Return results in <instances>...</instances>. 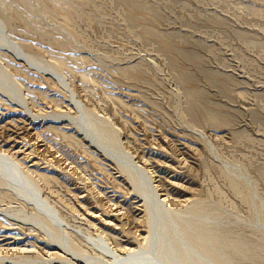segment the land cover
<instances>
[{"label": "rangeland", "instance_id": "obj_1", "mask_svg": "<svg viewBox=\"0 0 264 264\" xmlns=\"http://www.w3.org/2000/svg\"><path fill=\"white\" fill-rule=\"evenodd\" d=\"M0 1H2L0 2V4L3 6L2 7L0 5V11L5 10L6 8V12L5 11L4 12L7 15L8 13L11 12L14 15V17L16 16L14 18V21L13 20L12 21L14 22L13 25H15L14 27L16 28L17 33L13 28L12 32L14 31V33H16L15 34L16 36L14 35V33H11L12 36L13 37L15 36L16 39L19 38V40L20 37H22L21 40L24 42L27 41L28 44L29 43L31 44V39H32V44H34L33 45L34 47L37 46L36 48L38 49H41L43 47L44 50L49 52V53L46 51H44L45 53L42 52L43 48L41 49L42 51L35 49L36 51L40 52L37 53L35 51L37 54L39 55L43 54L44 59L46 60L48 59L51 62H54L55 61L54 59L64 62V64L67 67L64 68V70L67 73V77H69L68 79L71 81L70 83L71 84L73 83L74 85L73 88L75 89L76 87L75 90H77L81 98H83L86 109L88 111L92 110L90 111L91 113L94 111L93 113L95 115L94 114L93 115L96 117V119H98V117L100 116V119L98 120L100 122L99 125L101 124V126L104 125L106 127L108 125L107 128L105 127L103 128L108 129L109 132L110 130L112 131V129L114 130L115 128L123 130V131L121 130L118 131V129L117 130L115 129L114 131L119 132L122 140L123 141L125 140L126 143L125 142L124 143L126 147H128L127 149L130 150V152L136 155V157L139 156L141 157V159L140 157L137 158V161L140 160L138 163L139 164L141 163L143 167H145L147 165L145 163H147V161L151 159L150 162L148 161L149 162L148 165L151 164L152 162L153 163L149 166L147 165L146 166L147 168L146 167L145 168L147 169V171L154 174L157 183L160 184L159 186H162L160 190L161 193L162 194L165 193L164 195L167 198L170 199L173 198L171 199L173 205H175L173 207L176 208L177 206L176 209H180L182 211L178 213L176 212L173 213L172 217L175 220H177L176 218L180 217L178 219L182 218L181 221H183V219L187 221V223H184L187 225L186 227L184 226V228L187 227L188 228L182 230L183 237L185 238L187 237L192 241V237L195 236V238H193V241L195 243L196 242L198 243L201 240V238H198V236L200 237L202 229L204 232L206 230L205 228L210 229L209 227H211V230H208L210 232L207 233V231H205L204 233L205 236H207L209 233L212 234L213 232L212 228L215 229L214 233L212 234V237L214 236L212 238V241H208L209 238H211L210 234L207 236V238L206 237L204 238L203 236L204 240L208 241V242L204 241L207 245L209 242L212 243V244L209 243L210 247L209 246L207 247V245L203 242L205 245L199 251L198 249L200 248L195 249L196 247H199L198 244H197L198 246L197 245L195 246L194 243L195 247H191L193 246L192 245L193 241L191 243V241L189 240L187 241L188 243H186V240L188 239L181 238L182 240L184 239L183 242L187 244L186 246L190 247L189 249L194 250V251L191 250L192 252H190V255L187 253L189 256L188 258L187 255L184 256L185 258H187V261L189 263L191 262V264L193 263L195 264H205V263L206 264H264V11H263L264 0H0ZM8 10L10 12H8ZM260 11L263 12L261 13ZM17 28H19V31L20 30L21 31L19 32ZM23 30L27 31L23 33H28L29 35L32 34L33 38L30 37L28 34H24L23 36V33L21 34ZM40 36L46 37V39L45 38L42 39L40 38ZM33 39L35 40V42L33 41ZM52 39H54L55 41L58 40V42L54 43L55 41ZM37 40H39L38 41L39 45L37 44ZM138 63L140 65V69L142 67L141 71L138 68ZM134 64L137 65V68L132 69L134 70L133 72L131 71L130 68H133ZM123 66L125 69H127L126 72L130 71L129 74H127L126 72L124 74V71L121 72L122 70L120 69V67L123 68ZM125 66L128 67L131 66L129 68V71L128 68H126ZM69 68H71L72 71H68ZM136 70L139 71L140 73L138 72L139 74H137ZM83 74H86V77ZM14 75H15L14 78L16 77L15 78L16 81L19 80L21 81L25 78L23 77L24 75H22L21 73L20 75L19 73H14ZM30 75H33L30 76L31 78H34L33 80H30L33 84L29 83L30 81L27 78H25L26 81L24 80L22 82L24 83V86H26L24 88L25 89L27 88L26 89L27 91L25 90L26 97L29 99V101L33 100L31 102L33 106L32 108L36 114L39 115L45 113L51 114L54 113L53 111L55 110L57 112H65L68 106L70 107V109H72L69 95L68 93L64 92L65 90L63 89V87L60 86L59 83L56 82V84H54L55 80L53 79L43 80V78L38 77L34 73ZM135 76L136 77L139 76V77L136 78ZM83 77H85V80L83 79ZM18 78L20 79L17 80ZM38 78H40L39 82H38ZM47 80L48 82H50L51 84L50 86H52L51 89L49 83H47L48 88L46 87L47 85L45 84L46 83L45 81ZM50 80H53V82ZM40 83L41 84L43 83V85H41ZM38 87L41 90H39ZM52 88L55 92L52 90ZM54 88H57L58 90ZM30 89L33 92L32 94H30L31 93V91H29ZM48 89L50 91H48ZM38 90L42 92L39 93ZM44 90H47L46 91L47 93ZM60 92L62 94L64 93L66 94L63 96L64 99L61 98L62 96L60 95L62 94ZM41 93H43L44 97L46 98L48 97V99L49 98L51 99L47 101V99L45 98L47 101L46 102L44 101V98L42 99L43 95H40V97L38 98L39 94ZM47 95H49L50 97ZM86 95L88 96L86 97ZM35 96L37 99H41L42 101L41 100L38 101L35 98ZM113 96L116 99L119 98V100L121 97V100L123 101L124 105H122V101L120 102L121 104L119 103V101H117L118 103L117 104L115 101L116 99L112 100L115 102L110 101L109 98L111 97L113 98ZM59 97L61 98V100ZM58 100L61 102L59 103ZM52 101L55 102L56 105L53 104ZM62 101L64 102V105ZM34 103H37L38 105L37 108L39 111L37 110L36 106H34L35 105ZM67 103L68 105H65ZM44 104L46 106H44ZM1 106L3 107L5 106L4 110H1L3 109L1 108ZM54 106L57 108H54ZM59 106H61L63 110L65 108V110L60 111ZM6 108L9 109L12 107L6 106L3 102L0 101V120H1L0 137H2L0 138V144H2L0 145V148H2L3 150H6L7 148L11 149L14 144L11 143L10 140L17 136L28 135V137L33 138L32 140L33 143H36L37 145L36 147H39L40 149L39 148H36L37 150L34 149L33 151L36 150L34 152L35 154L33 153L34 157L33 155L31 157H33L35 161L39 162V167L42 166L45 167V168H40V171L50 170L49 172L52 173V175L57 174L59 176L58 182H61V184H57V183L56 184L58 186L60 195L61 192H63L64 194L63 197H61L62 195L59 197L56 196L57 200L54 198V201L55 200L59 201L61 202V204L64 203L62 205L63 206L62 210L63 211L65 210L63 214L68 215L66 216L68 220L72 218L71 223L74 220L77 221V223L75 221L72 223L74 226L79 223V225L77 226L81 225L82 228L87 227L88 231L97 234L96 229L99 230L98 228L99 225L96 226L89 223L92 220L87 218L88 217L90 218L91 215L93 214V213L92 214L89 213L93 212L94 210L101 212L103 208L102 212L105 211L107 214L106 216L111 215V218L108 219L109 220L113 219L116 225L119 226L118 228L117 226L114 227L111 225V229H113V231H110V233L112 232L113 234L112 233L111 234L114 237L116 236L120 238L125 236L123 230L128 232L131 230L130 231L131 234L133 231L132 234L133 236L130 234L132 237H139L142 239V237L140 236L142 235L147 236L146 235L147 231L146 230L143 231L142 230L143 228L141 229V227L145 225L144 228L146 229V227L149 226L147 222L148 220L145 221L146 224L144 223V221L143 224L141 223L142 220H139L140 218H142L141 215L143 216L144 214L143 210L145 208V207L143 208L142 206L143 198L141 194L138 195L139 191L137 193L136 189H133L131 185L129 186L130 183L128 182V180H126L125 175H123L122 172L119 171L121 174L119 172L117 173L119 169L118 166L117 169L115 164L111 165V162L109 160L103 159V156L101 155L99 156L98 153L94 152L93 155L96 154L95 156L96 157L99 156L100 157L99 159H96L95 156L94 158L92 155L88 154L91 153V151L89 152L87 150L88 148L85 149L87 144L86 145L84 144L85 140L84 141L80 140V137H82L80 136L81 133L76 132L77 130L74 128V126L71 127L69 123L56 124L57 127L60 125L59 126L60 130L61 129L63 131L66 130L65 134L67 135L68 134L70 135V133L72 134V132L73 133L76 132L77 134L76 137L79 136L78 140H80L83 144L82 145L79 142L80 146H82L81 149L85 145L83 150L87 151L84 152L86 153V155H84L83 152L80 151L79 148L80 146L79 145L77 146L78 143L73 144L69 140L66 141V139L65 140L62 138L60 139V137L63 134L62 133L63 131H60L59 129H58V133H54L57 130L53 132L52 129H51L52 131L48 129L47 131L45 130L46 129L45 127H47L46 125L47 123H43L40 121L39 122L33 121L32 119H30L29 116L25 115L24 113H22L21 115V111L17 108H12L9 110ZM39 108H41L42 111H40ZM70 109L68 108V110L66 111H71ZM10 110L15 111L14 112L15 115ZM105 113L107 115H104ZM101 116H103V118ZM106 116L109 117L111 120H109V118H107ZM20 117L22 120L20 119ZM103 119L104 121H107L105 122L106 124L104 123ZM23 120L26 121L24 122ZM108 121L109 122L113 121V123H109ZM123 121H126V123H124ZM13 123L18 124L19 127L18 125L16 126V124ZM10 124L15 126H11ZM7 126L9 128H12V130L9 129ZM20 126H22L21 127L22 129H19ZM25 126L27 129L25 128ZM37 129L39 132H37ZM3 130H4V134L2 133ZM26 130L27 133L25 134ZM20 131H22V133ZM29 131H32V133ZM45 131H47V133L48 132L50 133L47 134ZM195 132L198 135L195 134ZM199 132L200 133L204 132L203 134L206 136V138H208L209 142L212 139L211 142L214 144L212 143L211 144L214 145V150L209 147L208 144L209 142L207 140L202 139L203 137L200 136L201 134ZM13 133H16L17 135ZM34 133L36 134L38 133L37 135L39 134L41 135L37 136ZM59 133H61L60 136H58ZM51 134L52 135L54 134V136H52ZM9 136L11 138H8ZM36 136L40 138L39 139L40 141L36 139ZM42 136L43 137L47 136V139H45V137L44 139H42L43 138ZM198 136H200L201 138ZM55 138L58 139L55 140ZM197 138L202 139L203 143L207 141L205 142L206 144H204L203 146L202 140H200L201 141L200 142ZM19 140L20 142H22V144L19 143V145L16 146L14 150L17 151L21 149L22 151H25V153H20L19 157L21 158L22 156L21 159H23L24 157L23 155H25L24 157L25 164L30 165L31 162L26 161L27 160L26 154L29 153V150L30 152L33 151H31V147L29 148L28 145H25L23 143L24 141L23 138H19ZM44 140H47L46 143ZM61 140H64L63 142L65 143L63 144ZM8 141H10V143H8ZM51 141L54 142L51 143ZM42 142L45 144H43ZM48 142L49 144H52L51 147H49L50 145H47ZM127 142H130V144ZM67 143H69L68 145L73 144L72 145L73 147L74 145H76L77 149H75V147L73 149V147L68 146ZM21 145L23 148L21 147ZM53 145L54 147H52ZM207 145L208 148H210L211 150L207 148ZM61 146L63 147V149ZM48 147L50 148V150ZM46 148L47 151L49 150L48 152L46 151ZM52 148L53 149L55 148L57 151L54 149L53 150L54 152L52 153ZM136 148H138V150ZM55 151H56V155L54 154ZM59 151H62V154L59 153ZM136 151L138 152V154ZM215 152H217L218 154ZM36 154L38 155L36 156ZM63 154L65 155L60 156ZM142 154H145L144 155L145 157ZM210 154L213 155V158L212 155ZM46 155L48 156V158H46L47 157ZM66 156L67 158H63ZM90 156L91 158H89ZM142 156L143 158H147L146 161L142 158ZM215 156L217 157V160ZM92 157L93 159H96V161L97 160L99 161L101 160V161L96 162L95 160L92 159ZM40 158L42 162L45 159L44 162L46 161L45 162L46 165L45 163H43L44 165L41 163ZM61 158L63 159V162L66 163L65 166L64 163L61 161L62 160ZM48 159L49 160L55 159V160L51 162V160L49 161ZM65 159H67L69 162L67 160L65 161ZM59 160L61 163L59 162ZM71 160H73V163H79L77 164L79 165L78 168L82 170L79 171L76 168L77 167L76 164H73ZM90 160L96 162L97 165L100 163L101 167L102 168L105 167L106 169H108L107 171L110 170L109 171L110 173L111 171L116 173H112L109 177L108 174H106L109 172L104 171L105 168L102 169L104 171V173H102L103 171L100 170L101 168L100 169L96 168L100 166H96V163L94 164V162L92 163V161ZM106 160L107 162H103ZM209 160L212 163H214L213 164L214 166H212L214 171H211L212 170L211 169L210 170L211 173H209L210 171L207 168H205V165H207L208 168L211 166ZM212 160L215 162H213ZM218 160L220 162L222 161L223 162L220 163ZM89 161L91 162V164ZM204 161L208 163L206 162L204 163ZM48 162L51 163L52 165L49 166V164H47ZM178 162H180V164ZM53 163L55 165H53ZM107 163L109 166L107 165ZM143 163L145 164V166ZM59 164L60 165L62 164L61 166L64 167L63 168L59 167L60 166ZM68 164H72V165L68 166ZM153 165L154 167H152ZM215 165L216 166L219 165L220 166L219 168L222 167L221 168L222 170L221 169L219 170V168L217 169ZM81 166L82 167L84 166L83 168L87 173L83 170ZM50 167H52L53 169ZM74 170H77L79 172ZM215 170L216 172L217 170L219 171L217 172L218 174L215 173ZM223 171H225V174H223ZM66 172H68L69 174ZM154 172H156V174ZM226 172L228 173L227 174L228 176L231 175L230 178H233V180L229 179L231 180L230 182L233 181L232 184L227 179L228 176H226ZM60 173L62 175H60ZM64 174L66 176H63ZM84 174L85 176L88 175V177L87 178L85 177V179L82 180L84 183L83 184L82 181L80 180L84 178L82 177ZM111 176L114 177V179ZM115 176L118 177H116L115 179ZM121 176L123 177V179L121 178L123 181L119 178ZM167 176L171 179H169ZM236 176H239L237 177L238 179L236 178ZM77 178H79V180ZM157 178L158 179L160 178L162 181L163 179L167 178L166 179L167 182L163 181L166 184L160 181L162 183L161 184L159 182L160 179L158 180ZM234 178L237 181L240 180L242 184L240 183L237 184L238 182L234 181L235 180ZM112 179L113 181H111ZM65 180L67 181V183ZM74 180H76L77 183ZM88 180H90L91 183L90 181L87 182ZM114 180L115 181L117 180V182H115ZM79 181L81 184L78 183ZM175 181L179 184H177ZM111 183L112 184L114 183L113 186ZM92 184H94L96 188H94ZM118 184L120 185L122 184L123 186L122 188L124 190L122 189L121 191V186H119ZM115 185L118 186L120 190L118 189V187L116 189L114 187ZM167 185L168 187H166ZM237 185L239 186L238 188L236 187L237 189L233 187ZM67 187L70 189L68 190ZM79 187L80 190L77 191ZM173 187H176L178 189ZM61 189L62 191H60ZM84 189L85 191L87 190L86 192L88 195L83 194ZM70 190L72 191L69 194ZM90 190H92L93 193H91ZM117 191L119 192V194L117 193ZM125 191H127L128 193ZM166 191H169V194ZM172 191L173 192L175 191V193L172 194L173 193ZM65 192L67 194H65ZM72 192L77 196L73 195ZM120 193L122 194V197ZM65 195L68 197L69 201H72L74 199L72 203L69 201H67L66 203ZM89 196L90 199L88 198ZM92 196H94L95 198H91ZM105 196L108 198V200L105 198ZM127 196L131 198H128L127 200L125 198ZM76 197H78L77 199H79L80 202L79 200L76 199ZM62 198L65 200V202H62L63 200ZM136 198L137 200H135ZM98 199H101L102 202L99 203ZM109 199L112 200L110 201ZM85 200H87V202ZM95 201L98 202L100 205L98 203H95ZM119 201H121V203ZM129 201L131 203H129ZM82 202H84L85 205ZM108 202L111 204V206H109L110 204H108ZM117 202L118 204H116ZM174 202L175 203L178 202L180 206L177 205V203L174 204ZM1 203H2L1 205L3 206L6 205V202H4V204L3 202ZM101 203L103 205L104 204L107 205L102 206ZM113 203L116 205L114 206ZM72 204H74L75 206L82 204L80 205L82 208H80V206H78L79 208L74 207V212H73ZM96 204L98 207L96 206ZM134 204L135 207L137 208L134 207ZM64 205L66 208H64ZM118 205L120 211L118 209ZM182 205L184 207L189 206L190 209L192 208V210H190L188 207L187 209H189L190 211L189 210L187 211L189 213L185 211L184 214L183 212L184 210L181 209L183 207ZM84 206L86 208H84ZM99 206L101 210L99 209ZM131 207L134 209H132ZM67 208H69L70 210L69 209L67 210ZM128 208L129 210L131 209V211L133 210L132 212L130 211L131 214L130 212H127ZM76 209L77 211L79 210L81 212L78 211L76 213ZM84 209H86V211ZM67 211L70 212L68 213ZM109 211L111 212V214H109L110 213ZM192 211L193 214H190ZM114 213H118L115 214L117 221L115 220L116 218H114L113 215ZM137 213L139 214V216ZM146 213L148 214V212ZM80 214L81 216H79ZM175 214H177V216H175ZM128 215L129 217L131 216V218H129ZM132 215L134 216L137 215L136 216L137 220L133 221V219L135 218ZM191 215L194 217V220ZM76 217L77 219H74ZM84 217L86 219H84ZM188 217L190 221L193 222L190 221L188 222L187 220ZM123 218H125L126 220ZM0 219L1 221L3 220L2 222L0 221L1 222L0 242L2 243V245L0 243V251L2 252L0 253V256L2 254V257L7 256L5 258H10V259L14 257V259L12 260H15L18 255L23 257L22 254L29 252L30 251L29 249H31L29 253L24 254L26 257L24 256V258L20 259L21 261L19 263H16V264H27L26 259H28V257L29 258L34 257L33 252L34 254H37L36 257L38 256V254L39 256L40 254L41 256H43L45 253L50 255L56 252L53 248H50L48 246L50 244H47L46 240L40 238L41 236L39 235L37 236V233L35 231L34 233L33 232L31 233L29 231H22V233H20L21 229L18 228V226H16L15 224H13L12 221L11 223L10 220L6 218L4 220L3 216L0 217ZM204 219H206L207 221H204ZM7 220L9 223L6 222ZM86 220H88V222ZM118 220L120 221V223L121 221L122 223L128 222L127 224H125V226L123 225L121 227V228L125 227L121 231L123 234L119 230L120 225H122V223L120 224ZM129 220H131V223ZM194 221L196 224H193ZM198 221H200V223ZM3 222L5 223L3 224ZM205 222H208L209 225L207 226L209 227L205 226V224H207ZM83 223H85L86 225ZM95 223L99 224V222H95ZM117 223H119L120 225ZM138 223H140L139 224L140 227L139 226L137 227ZM5 224L6 225L10 224V225L9 227H7L8 225L6 226ZM133 224L134 225L137 224V225L134 226ZM200 224H202L205 228H203V226H201ZM1 225H3L4 227H1ZM132 225L135 228H133ZM194 225L198 227L200 225L202 229L196 228V226L195 228H193ZM10 226H12L14 230H12ZM136 227L137 229L139 228V231L135 230ZM117 229L119 231H117ZM147 229H149V227ZM193 229H199L197 231L198 232L200 231V234L199 235L194 234L193 232H195L196 230ZM15 231L21 235H18ZM186 231L189 232L187 233ZM27 232L29 233L27 234ZM136 232L141 233V235ZM185 232H186V236L184 234ZM135 233L136 235H134ZM192 233L193 236L191 235ZM9 234L10 236H7ZM29 234L30 235L32 234L33 236H30ZM24 235L27 236L29 235L30 238ZM130 235L128 239L132 240L133 238ZM14 236L15 237L17 236L18 238L16 237L14 239ZM188 236L191 238H189ZM31 237L36 241L34 240L32 241ZM36 238L39 239L38 241L40 243L37 242ZM20 239L22 240L23 243L21 242ZM218 240L223 242V243L220 242L221 246L223 247L222 250L220 249L221 247H220V243L218 244L219 242ZM15 241L17 242V245ZM26 241H28V243H30L31 245L28 244ZM12 242L15 243L11 244ZM44 242L46 243V245H43L45 244ZM128 242L129 244H132V242L130 241ZM189 242L191 246L188 245ZM3 243H5L6 245ZM20 245L22 247L17 248L20 247ZM128 246L131 247V245ZM205 246L208 248V251H210L209 250L210 248L211 249L215 248L216 249V250L214 249L215 251L214 250L210 251L212 253L214 251V254L203 249L206 248ZM32 247H35L37 249L40 248L39 251L42 249V253L38 252L37 249H34ZM4 248L6 253H7L6 251L7 249L9 250V252L12 250L10 253L8 252L10 256L7 255L8 253L6 254L3 251ZM15 248H17V250ZM22 248L24 251H26L27 248L29 249L26 252H22V254H19L18 252L21 249L20 250L21 253ZM219 249L222 251V253L217 254V251ZM197 251L198 253H200V251L201 253L207 251V253H205L204 255L203 254L201 255V253L196 254ZM14 252L16 253L14 254ZM3 253H5V255ZM208 253H210L209 255H211V258L209 257V255L207 256ZM27 254L28 255L30 254V256H28ZM47 254H45L43 257L38 256L37 258L39 262L37 261L35 263H29V264H38L40 262H43L41 258H45ZM197 255L200 258L196 257ZM205 255H206V259H205ZM217 255L218 257L223 258L224 261L221 262L222 260L221 258H220L221 260L219 258L218 260L214 259L217 257ZM193 257L194 259L197 258V260L196 259L193 260ZM201 259L203 260V262L201 261ZM209 259L211 261H209ZM206 260L208 261V263ZM3 264H9V262ZM42 264H61V263L43 262Z\"/></svg>", "mask_w": 264, "mask_h": 264}, {"label": "bare ground", "instance_id": "obj_2", "mask_svg": "<svg viewBox=\"0 0 264 264\" xmlns=\"http://www.w3.org/2000/svg\"><path fill=\"white\" fill-rule=\"evenodd\" d=\"M0 2H2V1H0ZM260 2V1H259ZM264 2V1H263ZM264 4V3H263ZM1 5V4H0ZM2 6V5H1ZM3 7V6H2ZM5 8V7H4ZM1 10H2V8H1ZM256 10H258V9H256ZM3 11V12H2ZM2 11H0V101L1 102H3L6 106H9V107H12V108H17V109H19L20 111H21V115H22V113H24L25 115H27V116H29L30 117V119H32L33 121H40V122H43V123H47L46 125H47V127H45L44 129L45 130H50V131H52L53 130V132L55 131V130H57V131H55L54 133H58V129L60 128L59 126L57 127V125L56 124H61V123H69L70 124V126L72 127V126H74V128L77 130L76 132H79V133H81V135L80 136H82L83 137V139H82V137H80V140H82V141H84V144L86 145L87 144V146H86V148L85 149H87L89 152L91 151V153H88V154H90V155H92L93 157L96 155H93L94 154V152L95 153H98L99 154V156L101 155V156H103V159H107V160H109L110 162H111V165H113V164H115V166H116V168L118 169V167H119V169H118V171H117V173L120 171V172H122V174L123 175H125V178H126V180H128V182L130 183H128L129 184V186L131 185L132 186V188L133 189H136L137 190V193H138V191H139V193H138V195H140L141 194V196H142V198H143V202H142V206H143V208H144V210H143V212H144V214H143V216L141 215V217L142 218H138L139 220H142V222L141 223H143V221H144V223H145V221H147L148 222V227H149V229H147L148 227H146V229L144 228L145 227V225H143L142 227H141V229L144 231V230H146L147 231V236H144V235H142V236H140V237H142V239L141 238H139V237H132L133 235V231H132V234L130 233V231L128 232V231H125V230H123V232H124V234H125V236H123V237H114L111 233H110V231H113V229H111V225L112 226H114V227H116L117 225H116V223H115V221L113 220V219H108V218H111V215L109 216H106L107 214H106V212L105 211H103L102 212V210H103V208H102V210L100 209V206H99V209L101 210V212L99 211H93V210H91V211H93V212H91V213H89V214H92L93 215V217H92V215H91V217L89 218H87V219H91L90 221L91 222H89V223H91V224H93V225H96V226H98L99 225V230L98 229H96V232H97V234H94L93 232H90V231H88L87 230V227H84V228H86V229H84V228H82L81 227V225L80 226H77V225H79V223L78 224H76L77 223V221H75L76 223V225L74 226L72 223L74 222H72L71 223V216H70V220H68L67 219V217L66 216H68V215H65V214H63V212H65V210L63 211L62 209H63V204L64 203H62L61 204V202H59V201H56L57 199V197L56 196H61V197H63V192H61V195H60V192H59V189H58V186H57V184H61V182H58L59 180H58V178H59V176L57 175V174H54V175H52V173H50L49 171H47V170H43V171H40V168H45V167H39V162L38 161H35L34 160V152L37 150L36 148H39V147H36L37 145H36V143H33V138H30V137H28V135L26 136V135H22V136H17V137H14V138H12L10 141H11V143H13L12 145V148L11 149H6V150H3L2 148H0V217H4V220H5V218L6 219H8V220H10V222L12 221L13 222V224H15L16 226H18V228H20L21 229V232L20 233H22V231H29V232H33L34 233V231L37 233V236L39 235V236H41L40 238H43L44 240H46V243L47 244H50V245H48L50 248H53L56 252L55 253H52V254H47V253H45V254H47L46 256H45V258H41L42 260H43V262H50V263H53V262H59V263H61V264H191V262L189 263L188 261H187V258L189 257L188 256V254L190 255V252H192L191 250H193V249H189L190 247H187L186 245V243H188L187 241H191V239H188L187 237L185 238V237H183V231L182 230H185V229H187V228H184V226L186 227L187 225L186 224H184V223H187V221L186 220H184L183 219V221H181V219H178V218H180V217H178V218H176L177 220H175L173 217H172V214L173 213H178V212H182L180 209H176L177 208V206H176V208L175 207H173V206H175V205H173V202H172V200L171 199H173V198H167V197H165V193L164 194H162L161 193V187L162 186H159L160 184H158L157 183V180H156V178H155V176H154V174L153 173H150L149 171H147V165H148V163L150 162V160H148L147 161V163H145V164H147L146 166H145V164H144V166L146 167H143L142 166V164L140 165L138 162L140 161H137V158H139V157H136V155H134L132 152H130V150L129 149H127L128 147H126V145H125V140L123 141L122 140V138H121V136H120V134H119V132L118 131H120L121 129H118V131H114L113 129H112V131L110 130V132L108 131V129H105V128H107L108 127V125H107V127L106 126H101V124L99 125V119H100V116L98 117V119H96V117L94 116L95 114L92 112H90V111H92V110H90V111H88L87 109H86V107H85V102H84V100H83V98H81V96L79 95V93L77 92V90H75L76 89V87H75V89L73 88V83L71 84L70 82V80L68 79L69 77H67V73H66V71L64 70V68H67L66 67V65L64 64V62H62V61H59V60H57V59H54V60H52V61H54V62H51L50 60H46V59H44V55L42 54V55H39V54H37L39 51H36L35 49H38V48H36V47H34L33 45L34 44H32V39H31V44L29 43L28 44V42L26 43V42H24V41H22L21 39H22V37H20L19 35V37H20V40H19V38H15V34L17 33L16 32V28L14 27L15 25H13V21H14V18L16 17H14V15L8 10V12H10V13H8V15L5 13L6 12V8H5V10H2ZM5 11V12H4ZM264 11V10H263ZM263 11H260L261 13L263 12ZM10 14V15H9ZM13 17V18H12ZM19 19V18H18ZM17 19V20H18ZM13 20V21H12ZM16 20V19H15ZM17 26V25H16ZM13 28L15 29V32L16 33H14V31L12 32V30H13ZM18 29V31H19V28H17ZM21 31V30H20ZM19 31V32H20ZM18 32V33H19ZM23 32H27V31H22L21 32V34L23 33ZM11 33H14V37L12 36V34ZM20 34V35H21ZM24 34H28V33H23V36H24ZM29 35V34H28ZM25 36H27V35H25ZM30 37H32L33 38V36H32V34L31 35H29ZM28 36V37H29ZM38 37V36H37ZM35 38H36V36H35ZM40 38H45L46 39V37H41L40 36ZM41 39V40H42ZM44 39V40H45ZM24 40V39H23ZM27 40V39H26ZM29 40V39H28ZM43 40V41H44ZM52 40H54V39H52ZM52 40H50V41H52ZM33 41L35 42V40L33 39ZM38 41L39 40H37V44L39 45V43H38ZM55 41V40H54ZM53 41V42H54ZM58 42V40L57 41H55L54 43H57ZM40 43H42V42H40ZM59 43H61V42H59ZM42 45V44H41ZM39 47V46H38ZM40 47H42V46H40ZM43 48V47H42ZM41 48V49H42ZM41 49H38V50H41ZM43 50V51H42ZM41 51L42 52H44V51H46V50H44V48L42 49ZM37 53H36V52ZM46 52H48V51H46ZM40 53V52H39ZM45 53V52H44ZM49 53V52H48ZM57 60V61H56ZM137 64V63H136ZM136 64H134V66H133V68H130V67H128V66H125L126 68H128V71H129V68L131 69V71H133L134 72V70H132V69H136L137 68V65ZM13 65V66H12ZM135 65H136V67H135ZM138 68L140 69V65H139V63H138ZM120 69L122 70L121 72H123L124 71V74H125V72H126V70L127 69H125L124 68V66H123V68H121L120 67ZM123 69H125V70H123ZM141 69H142V67H141ZM141 69H140V71H141ZM67 70V69H66ZM74 70V69H73ZM68 71H72V69L71 68H69V70ZM137 71V70H136ZM75 72V71H74ZM130 72V71H129ZM129 72H126L127 74H129ZM139 71H137V74H139L138 73ZM14 73H19V75H20V73L22 74V75H24L23 77H25V78H27V79H29V81L30 80H33L34 78H31L30 76H33V75H30V74H35V75H37L38 77H40V78H43V80L45 79H53V80H55L54 81V84H56V82L57 83H59L60 84V86L61 87H63V89L65 90L64 92L65 93H68V95H69V98H70V103H71V105H72V109H70V107L68 106V108L71 110V111H66V110H68V108L65 110V108H64V110H65V112H57L56 110V112L55 111H53L54 113H51V114H36L35 112H34V110H33V106H32V99H30V100H32V101H29V99L26 97V94H25V92L27 91L24 87H26V86H24V83L22 82V81H24L25 80V78L23 79V80H19L20 78H18L17 80H19V81H16L15 80V78H14ZM76 73V72H75ZM74 73V74H75ZM123 74V75H124ZM132 74V73H131ZM130 74V75H131ZM21 75V76H22ZM83 75H85V77H86V74H83ZM136 75V74H135ZM69 76V75H68ZM78 76V75H77ZM82 76V75H81ZM128 76V75H127ZM140 76V75H139ZM139 76H137V77H139ZM35 77V76H34ZM85 77H83V79L85 80ZM130 77V76H129ZM136 77V76H135ZM136 77V78H137ZM40 78H38V82L40 81ZM82 79V78H81ZM82 79V80H83ZM53 80H50V81H52L53 82ZM26 81V80H25ZM33 82H35V81H33ZM37 82V83H38ZM42 82V81H41ZM46 82V83H45ZM45 82H43V83H45L47 86V88H48V84L47 83H49V86L51 85L50 84V82H48V80L47 81H45ZM29 83H31V84H33L31 81L29 82ZM43 83L41 84V85H43ZM39 84V83H38ZM44 84V85H45ZM54 84H52V85H54ZM59 84H58V86H59ZM28 86V85H27ZM39 86V85H38ZM40 87V86H39ZM38 87V88H39ZM51 87L52 86H50V89H51ZM56 87V86H55ZM41 88V87H40ZM39 88V90H41ZM46 88V89H47ZM54 89H57V88H54ZM26 90V91H25ZM35 90V89H34ZM38 90V91H39ZM52 90H53V88H52ZM58 90V89H57ZM29 91H31V89L29 90ZM28 91V92H29ZM37 91V90H36ZM45 92L47 91V90H44ZM48 91H50L49 89H48ZM54 91V90H53ZM40 92H42V91H39V93ZM55 92V91H54ZM56 92H58V91H56ZM62 92V91H61ZM60 92V93H61ZM63 92V93H64ZM33 92L31 91V93L30 94H32ZM47 93V92H46ZM59 93V94H60ZM62 94V95H60V96H62L61 98L62 99H64L63 98V96L64 95H66V94ZM36 94V93H35ZM45 94V93H44ZM55 94V93H54ZM29 95V94H28ZM40 95H43V93H41V94H39V96H38V98L40 97ZM50 95V94H49ZM49 95H47V96H49ZM34 96V95H33ZM46 96V95H45ZM54 96V95H53ZM88 95H86V97H87ZM42 97V96H41ZM50 97V96H49ZM55 97V96H54ZM58 97V96H57ZM66 97V96H65ZM68 97V96H67ZM108 97V96H107ZM4 98V99H3ZM35 98H36V96H35ZM44 98V101H46V99H47V101L49 100V99H51V98H49L48 99V97L46 98V97H44V95H43V97H42V99ZM46 98V99H45ZM60 98V97H59ZM61 98H60V100H61ZM114 98V99H113ZM113 98L111 97V98H109L110 99V101H112V100H115L116 98L113 96ZM33 99H34V97H33ZM37 99V98H36ZM66 99V98H65ZM108 99V98H107ZM38 101L39 100H41V99H37ZM54 100H56V99H54ZM34 101H36V100H34ZM42 101V100H41ZM46 101V102H47ZM59 101V100H58ZM63 101H65V100H63ZM62 101V102H63ZM116 101V103H117V101H119V103L122 101L121 100V97H120V100H119V98L118 99H116L115 100ZM115 101H112V102H115ZM53 102V101H52ZM51 102V103H52ZM61 101H59V103H60ZM38 103V102H37ZM37 103H34L33 105L34 106H36V108H37ZM44 103V102H43ZM50 103V104H51ZM59 103H58V105H59ZM69 103V104H70ZM116 103H114V104H116ZM125 103V102H124ZM41 104V103H40ZM39 104V105H40ZM47 104V103H46ZM53 104H55L56 105V103L55 102H53ZM118 104V103H117ZM121 104V103H120ZM43 105V104H42ZM41 105V106H42ZM63 105H64V102H63ZM65 105H68V103L67 104H65ZM70 105V106H71ZM122 105H124L123 104V101H122ZM44 106H46L45 104H44ZM48 106V105H47ZM126 106V105H125ZM128 106V105H127ZM5 107V106H4ZM4 107L3 106H1V108H3V109H1V110H4ZM53 107V106H52ZM60 107V111L62 110V111H64L63 110V108L61 107V106H59ZM108 107V106H107ZM12 108H9V109H12ZM35 108V109H36ZM42 108V107H41ZM41 108H39L40 109V111H42L41 110ZM48 108V107H47ZM54 108H57V107H55L54 106ZM6 109H8V108H6ZM8 109V110H9ZM14 110H16V109H14ZM37 110H38V108H37ZM44 110H46V109H44ZM44 110H43V112H44ZM49 110V109H48ZM7 111V110H6ZM11 111V110H10ZM39 111V110H38ZM2 112V111H1ZM5 112V111H4ZM8 112V111H7ZM11 112H15V111H11ZM51 112V111H50ZM49 112V113H50ZM3 113V112H2ZM10 113V112H9ZM107 113V112H106ZM104 114V115H107V114ZM7 114V113H6ZM20 114V113H19ZM19 114H18V116H19ZM24 114H23V116H24ZM94 114V115H93ZM97 114V113H96ZM14 115H15V113H14ZM16 115H17V113H16ZM99 115V114H98ZM3 116H4V114H3ZM3 116H1V117H3ZM8 116V115H7ZM97 116V115H96ZM109 116V115H108ZM5 117H6V115H5ZM4 117V118H5ZM15 117V116H14ZM102 118H103V116H101ZM107 117V116H106ZM105 117V118H106ZM13 118V117H12ZM25 118H27V117H25ZM107 118H109V117H107ZM120 118H121V116H120ZM20 119H21V117H20ZM3 120H5V119H3ZM14 120V119H13ZM13 120H12V122H13ZM22 120V119H21ZM28 120H29V118H28ZM108 120V119H107ZM109 120H111L110 118H109ZM1 121V120H0ZM15 121H17V120H15ZM24 121V120H23ZM26 121V120H25ZM24 121V122H25ZM103 121H104V119H103ZM3 122V121H2ZM7 122V121H6ZM11 122V121H10ZM19 122V121H18ZM24 122H23V124H24ZM105 122H107V121H104V123ZM109 122V121H108ZM124 123H126V121H123ZM4 123V122H3ZM9 123V122H8ZM32 123V122H31ZM109 123H113V121L111 122H109ZM13 124H16V123H13ZM20 124V123H19ZM27 124V123H26ZM30 124V123H29ZM33 124V123H32ZM41 124V123H40ZM48 124H50V125H48ZM63 124V125H64ZM103 124V123H102ZM106 124V123H105ZM108 124V123H107ZM11 125V124H10ZM18 124H16V126H17ZM38 125H39V123H38ZM42 125V124H41ZM67 125V124H66ZM11 126H15V125H11ZM62 126V125H61ZM217 126V125H216ZM2 127H3V125H2ZM5 127V126H4ZM8 127V126H7ZM18 127H19V125H18ZM22 126H20V128L19 129H22L21 128ZM29 127H30V125H29ZM32 127V126H31ZM39 127V126H38ZM57 127V128H56ZM66 127V126H65ZM70 127V128H71ZM103 127H105V128H103ZM219 127V126H218ZM1 128V127H0ZM9 128V127H8ZM17 128V127H16ZM15 128V129H16ZM25 128H26V126H25ZM41 128V127H40ZM43 128V127H42ZM63 128H64V126H63ZM69 128V127H68ZM220 128V127H219ZM5 129H7V128H5ZM9 129H11L12 130V128H9ZM9 129H7V130H9ZM27 129V128H26ZM52 129V130H51ZM65 129H67V128H65ZM64 129V130H65ZM116 129V130H117ZM1 130V129H0ZM14 130V129H13ZM34 130V129H33ZM47 130V131H48ZM60 130V129H59ZM72 130H73V128H72ZM15 131V130H14ZM19 131V130H18ZM44 131V130H43ZM47 131H45L46 133H47ZM60 131H63L62 129L60 130ZM121 131H123V130H121ZM204 131V130H203ZM8 132V131H7ZM7 132H5V133H7ZM21 133H22V131H20ZM29 132H31L32 133V131H29ZM37 132H39L38 131V129H37ZM40 132H42V131H40ZM76 132H72V134L70 133V135L68 134H65L66 133V130L65 131H63L62 133V136L60 137V139L62 138V139H66V141H70L71 143H78L77 144V146L79 145L80 146V143L82 144V142L80 141V140H78L79 138V136H77L76 137ZM200 132H202V131H200ZM199 132V133H200ZM2 133L4 134V130L2 131ZM9 133V132H8ZM12 133V132H11ZM18 133V132H17ZM27 133V130H26V132H25V134ZM48 133H50V132H48ZM47 133V134H48ZM121 133V132H120ZM204 133V132H203ZM203 133H200L201 135V137H203L202 139H205V140H207L208 141V138H206V136L203 134ZM205 133H206V131H205ZM13 134H16V133H13ZM34 134H36V133H34ZM38 134V133H37ZM36 134V135H37ZM60 134L61 133H59V135L58 134H55V135H58V136H60ZM194 134V133H193ZM195 134H197L196 132H195ZM194 134V135H195ZM209 134V133H208ZM211 134V133H210ZM7 135V134H6ZM17 135V134H16ZM21 135V134H20ZM32 135V134H31ZM39 135H41V134H39ZM39 135H37V136H39ZM44 135V134H43ZM52 135V134H51ZM198 135V134H197ZM207 135V134H206ZM11 136V135H10ZM8 137V138H11V137ZM30 136V135H29ZM33 136V135H32ZM36 136V139H40V138H38ZM52 136H54V134L52 135ZM200 136H198V137H200ZM43 137V136H42ZM41 137V138H42ZM45 137V136H44ZM44 137L42 138V139H44ZM56 137V136H55ZM64 137V138H63ZM200 137V138H201ZM0 138H2V137H0ZM19 138H23V143L25 144V145H28V147L30 148L31 147V151H33L34 149H36L35 151H33V152H30V150H29V153H27L26 154V157H27V160L26 161H29V162H31V164L30 165H28V164H25V161H24V157H25V155H23L24 157H23V159H21L22 158V156H21V158L19 157V154L20 153H25V151H22L21 149H19V148H16V149H19V150H17V151H15L14 149H15V147L16 146H18L19 145V143H21L22 144V142H20V140H19ZM30 138V139H29ZM35 138V137H34ZM5 139V138H4ZM45 139H47V136L45 137ZM58 138H55V140H57ZM124 139V138H123ZM137 139H139V138H137ZM199 141L200 140H202V139H199V138H197ZM209 139H210V137H209ZM2 140V139H1ZM6 140V139H5ZM50 140V139H49ZM48 140V141H49ZM64 140H61V142H63ZM86 140H88V141H86ZM127 140V139H126ZM204 140V141H205ZM10 141H8V143H10ZM32 141V142H31ZM40 141V140H39ZM43 141V140H42ZM45 141V143H46V141L47 140H44ZM128 141V140H127ZM138 141V140H137ZM207 141H205V142H207ZM211 141H212V139H211ZM209 142L208 144H209V147L210 148H212L213 150H214V145H212V144H214V143H212V142ZM6 142V141H5ZM35 142H36V140H35ZM38 142V141H37ZM50 142V141H49ZM49 142H48V144L47 145H50L49 147H51V145L52 144H49ZM52 142H54V141H51V143ZM69 142V143H70ZM80 142V143H79ZM125 142V143H124ZM139 142V141H138ZM201 142V141H200ZM203 143V140H202V143H203V146H204V144H206V143ZM214 142V141H213ZM4 143V142H3ZM40 143V142H39ZM43 143V142H42ZM45 143H43V144H45ZM65 142H63V144H64ZM69 143H67V145L69 144ZM127 143H129L130 144V142H127ZM212 143V144H211ZM60 144V143H59ZM73 144H70V145H68V146H71V147H73L72 145ZM0 145H2V144H0ZM46 145V146H47ZM66 145V146H67ZM83 145V144H82ZM85 145H84V147H85ZM128 145V144H127ZM58 146V145H57ZM56 146V147H57ZM130 146V145H129ZM9 147V146H8ZM10 147H11V145H10ZM21 147H22V145H21ZM27 147V146H26ZM41 147V146H40ZM48 147V148H49ZM52 147H54V145L52 146ZM62 147V146H61ZM74 147H75V149H77L76 148V145H74ZM74 147H73V149H74ZM81 147L82 146H80L79 148H80V151L81 152H83V154L84 155H86V153H84V152H87V151H85V150H83V148L81 149ZM137 147V146H136ZM142 147V146H141ZM23 148V147H22ZM44 148V147H43ZM60 148V147H59ZM58 148V149H59ZM130 148V147H129ZM138 148H140V147H138ZM138 148H136L137 150H138ZM207 148H208V145H207ZM210 148H208V149H210ZM40 149V148H39ZM55 149V148H54ZM53 148H52V153L54 152L53 150H54ZM62 149H63V147H62ZM207 149V150H208ZM43 150V149H42ZM49 150H50V148H49ZM48 150V151H49ZM56 150V149H55ZM61 150V149H60ZM83 150V151H82ZM211 150V149H210ZM218 150V149H217ZM44 151V150H43ZM46 151H47V148H46ZM47 151V152H48ZM57 151V150H56ZM56 151H55V155H56ZM65 151V150H64ZM79 151V150H78ZM79 151V152H80ZM40 152H41V150H40ZM137 152V151H136ZM34 153V154H33ZM37 153V152H36ZM39 153V152H38ZM58 153V152H57ZM59 153H61L62 154V151H59ZM144 153V152H143ZM215 153H217V152H215ZM49 154H51V153H49ZM53 154V155H54ZM88 154H87V156H88ZM137 154H138V152H137ZM140 154V153H139ZM146 154V153H145ZM145 154H142L143 156L145 155ZM214 154V153H213ZM218 154V153H217ZM33 155V157H31ZM38 154H36V156H37ZM52 155V156H53ZM65 154H63V155H60V156H64ZM210 155H212V154H210ZM47 156V155H46ZM51 156V157H52ZM58 156V155H57ZM96 157V159H99L100 157ZM143 156H142V158H143ZM40 157V156H39ZM39 157H36V158H39ZM44 157H45V155H44ZM43 157V158H44ZM54 157V156H53ZM59 157V156H58ZM93 157H92V159H93ZM94 157V158H95ZM145 157V156H144ZM211 157V156H210ZM216 157V156H215ZM42 158V159H43ZM46 158H48V156L46 157ZM50 158V157H49ZM63 158H67V156L66 157H63ZM89 158H91V156L89 157ZM212 158H213V155H212ZM219 158V157H218ZM57 159V158H56ZM62 159V158H61ZM60 159V160H61ZM69 159V158H68ZM96 159H93V160H95L96 161ZM102 159V158H101ZM140 159H141V157H140ZM145 161H146V159L147 158H143ZM45 160V159H44ZM44 160H43V162L41 161V158H40V161H41V163L43 164V163H45L44 162ZM49 160V159H48ZM47 160V161H48ZM51 160V159H50ZM49 160V161H50ZM55 159H53V160H51V162L52 161H54ZM58 160V159H57ZM56 160V161H57ZM60 160H59V162H60ZM67 159H65V161H66ZM70 160V159H69ZM87 160V159H86ZM89 160V159H88ZM107 160L106 161H103V162H107ZM215 160V159H214ZM216 160H217V157H216ZM219 160H221V159H219ZM218 160V161H219ZM62 162H63V159L61 160ZM68 161V160H67ZM90 161H92V160H90ZM89 161V162H90ZM97 161H99V160H97ZM96 161V162H97ZM101 161V160H100ZM99 161V162H100ZM213 161V160H212ZM69 162V161H68ZM71 162L73 163V160H71ZM94 161H92V163H93ZM96 162H94V164L96 163ZM206 161H204V163H205ZM213 162H215V161H213ZM220 162V161H219ZM218 162V163H219ZM223 162V161H222ZM222 162H220V163H222ZM58 163V162H57ZM61 163V162H60ZM64 163V162H63ZM62 163V164H63ZM153 163V162H152ZM151 163V164H152ZM179 164H180V162H178ZM206 163H208V162H206ZM209 163L211 164V166L208 168V166L207 165H205V168H207L209 171L211 170V171H214V169L212 168V166H214L213 164L214 163H212L210 160H209ZM217 163V164H218ZM47 164H49V166L50 165H52L51 163H47ZM61 164V165H62ZM73 164H76V168L79 170V171H81L79 168H78V166L79 165H77V164H79V163H73ZM82 164V163H81ZM90 164H91V162H90ZM93 164V165H94ZM101 164H102V162H101ZM104 164V163H103ZM151 164H149V165H151ZM44 165V164H43ZM45 165H46V163H45ZM53 165H55L54 163H53ZM60 165V164H59ZM59 166V167H61V168H63L65 165H66V163H64V166L62 167V166ZM69 165H72V164H68V166ZM105 165V164H104ZM107 165H108V163H107ZM148 165V166H149ZM223 165V164H222ZM227 165V164H226ZM58 166V165H57ZM74 166V165H73ZM96 166H100V167H96V168H101L100 170L101 171H103L102 169L103 168H105V167H101V165H100V163L97 165V163H96ZM106 166V165H105ZM109 166V165H108ZM118 166V167H117ZM224 166H225V164H224ZM48 167V166H47ZM46 167V168H47ZM56 167V166H55ZM58 167V168H59ZM82 167V166H81ZM84 167V166H83ZM82 167V168H83ZM107 167V166H106ZM114 167V166H113ZM151 167V166H150ZM152 167H154V165L152 166ZM158 167V166H157ZM175 167V166H174ZM215 167L218 169L220 166L218 165V166H216L215 165ZM226 167H228V166H226ZM229 167H230V165H229ZM50 168H52V167H50ZM57 168V167H56ZM55 168V169H56ZM69 168V167H68ZM86 168V167H85ZM109 168V167H108ZM115 168V167H114ZM215 168V169H216ZM222 168V167H221ZM221 168H219V170L221 169ZM232 168V167H231ZM53 169V168H52ZM60 169V168H59ZM67 169V168H66ZM75 169V168H74ZM106 169V168H105ZM104 169V171H106V172H109V171H107L108 169H106L105 170ZM111 169V168H110ZM159 169V168H158ZM226 169V168H225ZM63 170H65V169H63ZM68 170H70V169H68ZM67 170V171H68ZM83 170H84V168H83ZM112 170V169H111ZM114 170V169H113ZM148 170H149V168H148ZM151 170V169H150ZM154 170H156V169H154ZM160 170V169H159ZM169 170V169H168ZM222 170V169H221ZM229 170V169H228ZM234 170V169H233ZM233 170H231V171H233ZM53 171V170H52ZM56 171V170H55ZM59 171V170H58ZM74 171H77V170H74ZM79 171H77V172H79ZM85 171V170H84ZM104 171L102 172V173H104ZM116 171V170H115ZM152 171V170H151ZM207 171V170H206ZM211 171L209 172V173H211ZM230 171V172H231ZM61 172V171H60ZM72 172H73V170H72ZM76 172V173H77ZM86 172V171H85ZM105 172V173H106ZM119 172V173H120ZM153 172V171H152ZM217 172H219L218 170H217ZM216 172V170H215V173H217ZM221 172V171H220ZM55 173V172H54ZM64 173V172H63ZM66 173H68V172H66ZM75 173V172H74ZM87 173V172H86ZM112 173H116V172H113V171H111V173L109 172V173H106V174H108V176L110 177V175L112 174ZM155 174H156V172H154ZM213 173V172H212ZM215 173H214V175H215ZM69 174V173H68ZM78 174H81V173H78ZM82 174H83V172H82ZM105 174V175H106ZM121 174V173H120ZM119 174V175H120ZM165 174H166V172H165ZM175 174V173H174ZM218 174V173H217ZM216 174V175H217ZM222 174V173H221ZM220 174V175H221ZM223 174H225V171H223ZM222 174V175H223ZM228 173L226 172V176H228L227 175ZM233 174H234V172H233ZM235 174H236V172H235ZM60 175H62L61 173H60ZM73 175V174H72ZM118 175V176H119ZM168 175V174H167ZM219 175V176H220ZM230 175V174H229ZM63 176H66L65 174L63 175ZM114 176V175H113ZM118 176H115V179H116V177H118ZM158 176V175H157ZM160 176V175H159ZM166 176V175H165ZM171 176V175H170ZM231 176V175H230ZM230 176H228V180L229 179H232L233 180V178H230ZM82 177H84V178H82L80 181H82L83 179H85V177L87 178L88 177V175H86L85 176V174L82 176ZM106 177V176H105ZM108 177V178H109ZM112 177V176H111ZM168 177V176H167ZM221 177V176H220ZM237 177H239V176H236V178ZM64 178V177H63ZM65 178H67V177H65ZM90 178V177H89ZM88 178V179H89ZM113 179H114V177H112ZM120 179L122 178L123 179V177L121 176V177H119ZM118 178V179H119ZM161 178H163V177H161ZM169 178V177H168ZM173 178V177H172ZM78 180H79V178H77ZM113 179L111 180V181H113ZM121 179V180H122ZM158 179V178H157ZM160 179V178H159ZM158 179V180H159ZM167 179V178H166ZM166 179H163V181H166ZM169 179H171V178H169ZM168 179V180H169ZM235 179V178H234ZM238 179V178H237ZM240 179V178H239ZM71 180H72V178H71ZM91 180V179H90ZM90 180H88L87 182H89ZM62 181V180H61ZM64 181V180H63ZM66 181V180H65ZM70 181V180H69ZM75 182H76V180H74ZM74 181H72V182H74ZM80 181L78 182V183H80ZM115 181V180H114ZM123 181V180H122ZM125 181V180H124ZM160 181H162L161 179L159 180V182ZM162 181V182H163ZM170 181V180H169ZM231 180H229V182H230ZM234 181H237L236 179L234 180ZM87 182H85V183H87ZM115 182H117V180L115 181ZM167 182V181H166ZM172 182V181H171ZM176 182V181H175ZM180 182V181H179ZM238 182V183H237ZM237 182H235V183H237V184H242L241 182H240V180L239 181H237ZM57 183V184H56ZM66 183H67V181H66ZM77 183V182H76ZM82 183H83V181H82ZM90 183H91V181H90ZM89 183V184H90ZM120 183V182H119ZM125 183V182H124ZM161 183V182H160ZM163 183H165V182H163ZM169 183V182H168ZM177 183V182H176ZM231 184L233 183V181L232 182H230ZM234 183V184H235ZM69 184V183H68ZM72 184V183H71ZM81 184V183H80ZM84 184V183H83ZM112 184V183H111ZM114 184V183H113ZM113 184H112V186H113ZM116 184V183H115ZM122 184H123V182H122ZM122 184L120 185V184H118L119 186H121V191H122ZM162 184V183H161ZM166 184V183H165ZM172 184V183H171ZM175 184V183H174ZM177 184H179V183H177ZM67 185V184H66ZM126 185V184H125ZM173 185V184H172ZM176 185V184H175ZM174 185V186H175ZM61 186H64V185H61ZM70 186V185H69ZM68 186V187H69ZM74 186V185H73ZM76 186V185H75ZM78 186H79V184H78ZM83 186V185H82ZM85 186V185H84ZM90 186V185H89ZM92 186H94V184H92ZM92 186H91V188H92ZM170 186V185H169ZM59 187H60V185H59ZM67 187V188H68ZM72 187V186H71ZM116 189H117V187L118 186H114ZM163 187H165V186H163ZM166 187H168V185L166 186ZM234 188H238L239 186L237 185V186H233ZM62 188V187H61ZM78 188V187H77ZM84 188V187H83ZM90 188V187H89ZM90 188V189H91ZM94 188H96L95 186H94ZM132 188H130V189H132ZM170 188V187H169ZM168 188V189H169ZM172 188V187H171ZM173 188H176V187H173ZM236 188V189H237ZM58 189V190H57ZM63 189V188H62ZM62 189L60 190V191H62ZM70 188H68V190H69ZM72 189V188H71ZM85 189H86V187H85ZM85 189H84V191H85ZM118 189H119V187H118ZM168 189H166V190H168ZM176 189H178V188H176ZM254 189V188H253ZM64 190V189H63ZM73 190V189H72ZM72 190H70L69 191V194H70V192L72 191ZM74 190H77V189H74ZM80 190V187H79V189L77 190V191H79ZM120 190V189H119ZM124 190V189H123ZM125 190H126V188H125ZM128 190H129V187H128ZM127 190V191H128ZM57 191H58V193H57ZM83 191V194H85V195H88L87 194V190L84 192ZM103 191V190H102ZM127 191H125V192H127ZM132 191V190H131ZM134 191V190H133ZM163 191H164V189H163ZM81 192V191H80ZM90 192L91 193H93L92 192V190H90ZM90 192H89V195H90ZM105 192V191H104ZM106 192H108V191H106ZM168 194H169V191H166ZM173 192V191H172ZM75 193V192H74ZM101 193V192H100ZM117 193L119 194V192L117 191ZM124 193V192H123ZM128 193V192H127ZM129 193H131V192H129ZM166 193V194H167ZM171 193V192H170ZM175 193V191L172 193V194H174ZM65 194H67L66 192H65ZM72 194H73V192H72ZM78 194H79V192H78ZM81 194V193H80ZM103 194V193H102ZM121 194V193H120ZM167 194V195H168ZM178 194V193H177ZM73 195H75V194H73ZM106 195V194H105ZM111 195V194H110ZM114 195V194H113ZM133 195V194H132ZM66 196V195H65ZM64 196V197H65ZM69 196V195H68ZM75 196H77V195H75ZM74 196V197H75ZM107 196V195H106ZM105 196V198L108 200V198ZM123 196H124V194H123ZM174 196V195H173ZM80 197H82V196H80ZM100 197V196H99ZM121 197H122V194H121ZM140 197V196H139ZM170 197V196H169ZM175 197V196H174ZM54 198L56 199L55 201H54ZM73 198V197H72ZM78 197H76V199H77ZM85 198H87V197H85ZM84 198V199H85ZM89 199H90V196L88 197ZM91 198H95L94 196H92ZM115 198H118V197H115ZM127 200H128V198H131V197H129V196H127V197H125ZM124 198V199H125ZM177 198V197H176ZM63 199V198H62ZM65 199H66V203H67V201H69L68 200V197L66 196L65 197ZM102 199H104V198H102ZM105 199V200H106ZM114 199V198H113ZM175 199V198H174ZM64 200V199H63ZM62 200V202H65V200L63 201ZM70 200H72V199H70ZM74 200V199H73ZM72 200V201H73ZM77 200H79V199H77ZM91 200H93V199H91ZM91 200H90V202H91ZM99 200V203L100 202H102L101 201V199H98ZM110 200V199H109ZM112 200V199H111ZM110 200V201H111ZM134 200V199H133ZM132 200V201H133ZM135 200H137V198L135 199ZM72 201H69V202H71L72 203ZM84 201V200H83ZM86 202H87V200H85ZM97 201V200H96ZM95 201V203H98V202H96ZM118 201V200H117ZM124 201V200H123ZM126 201V200H125ZM177 201V200H176ZM1 202H3V204H4V202H6V205H1L2 203ZM69 202H68V204H69ZM78 202V201H77ZM79 202H80V200H79ZM89 202V201H88ZM89 202V203H90ZM115 202V201H114ZM120 203H121V201H119ZM134 202V201H133ZM138 202V201H137ZM66 203H65V205H66ZM71 203H70V205H71ZM74 203V202H73ZM83 204H84V202H82ZM89 203H87V204H89ZM98 203V204H99ZM104 203V202H103ZM119 203V204H120ZM129 203H131L130 201H129ZM144 203V204H143ZM177 203V205H179L178 204V202H176ZM175 202H174V204H176ZM67 204V205H68ZM76 204V203H75ZM102 204V203H101ZM108 204H110L109 202H108ZM114 204V203H113ZM116 204H118V202L116 203ZM116 204H114V206L116 205ZM65 205H64V208H66L65 207ZM80 205H82V204H79L78 206H80ZM85 205V204H84ZM95 205V204H94ZM94 205H92V206H94ZM100 205V204H99ZM105 205H107V204H102V206H105ZM72 208H73V212H74V207L76 208H79L78 206H75L74 204H72ZM96 206H97V204H96ZM109 206H111V204L109 205ZM121 206V205H120ZM131 206H132V204H131ZM138 206H140V205H138ZM180 206V205H179ZM183 206V205H182ZM181 206V207H182ZM86 207H87V205H86ZM85 206H84V208H86ZM89 207V206H88ZM98 207V206H97ZM125 207V206H124ZM128 207V206H127ZM126 207V208H127ZM134 207H135V204H134ZM180 207V208H181ZM189 207V206H188ZM187 206L186 207H182L181 209L182 210H184L183 212H184V214H185V211H187V210H189L190 209V207H189V209H187L188 208ZM70 208H71V206H70ZM80 208H82L81 206H80ZM105 208V207H104ZM110 208V207H109ZM113 208V207H112ZM114 208H117V207H114ZM121 208V207H120ZM130 208V207H129ZM129 208H128V211L127 212H130L131 211V209L129 210ZM132 208V207H131ZM135 208H137V207H135ZM139 208V207H138ZM184 208V209H183ZM186 208V209H185ZM69 208H67V210H68ZM88 209V208H87ZM95 209V208H94ZM97 209V208H96ZM108 209V208H107ZM118 209H119V205H118ZM132 209H134V208H132ZM70 210V209H69ZM72 210V209H71ZM81 210V209H80ZM85 211H86V209H84ZM106 210V209H105ZM111 210V209H110ZM127 210V209H126ZM190 210H192V208L190 209ZM189 210V211H190ZM79 211V210H78ZM77 211V209H76V213L78 212ZM119 211H120V209H119ZM133 211V210H132ZM131 211V212H132ZM136 211V210H135ZM134 211V212H135ZM139 211V210H138ZM142 211V210H141ZM68 212V211H67ZM70 212V211H69ZM68 212V213H69ZM79 212H81V211H79ZM89 212V211H88ZM110 212V211H109ZM115 212H116V210H115ZM123 212V211H122ZM131 212H130V214H131ZM140 212V211H139ZM146 212H148V214L146 213ZM188 212V211H187ZM186 212V213H187ZM76 213H75V215H76ZM87 213V212H86ZM121 213V212H120ZM124 213V212H123ZM189 213V212H188ZM187 213V214H188ZM71 214V213H70ZM85 214V213H84ZM109 214H111V212L109 213ZM115 214H118V213H114L113 215H114V218H116L115 217ZM127 214V213H126ZM135 214V213H134ZM138 214V213H137ZM183 214V215H184ZM190 214H193V211L190 213ZM73 215V214H72ZM82 215H83V213H82ZM88 215V214H87ZM124 215V214H123ZM195 215V214H194ZM79 216H81V214L79 215ZM132 216H134V215H132ZM137 216V215H136ZM136 216H134V218L135 219H133V221L134 220H137V218H136ZM138 216H139V214H138ZM174 216V215H173ZM175 216H177V214H175ZM181 216V215H180ZM192 216V215H191ZM190 216V217H191ZM196 216V215H195ZM117 217H119V216H117ZM122 217V216H121ZM128 217H129V215H128ZM193 217V216H192ZM113 218V217H112ZM126 218V217H125ZM125 218H123V219H125ZM129 218H131V216L129 217ZM128 218V219H129ZM184 218V217H183ZM74 219H77V217L76 218H74ZM84 219H86L85 217H84ZM128 219H127V221H128ZM186 219V218H185ZM192 219V218H191ZM8 220L6 221V222H8ZM81 220V219H80ZM109 220V221H108ZM116 221H117V218L115 219ZM122 220V219H121ZM126 220V219H125ZM132 220V219H131ZM131 220H129L130 221V223H131ZM188 222L190 221V219H189V217H188ZM193 220H194V217H193ZM203 220V219H202ZM0 221H1V219H0ZM3 221V220H2ZM1 221V222H2ZM83 221V220H82ZM87 222H88V220H86ZM85 221V222H86ZM119 221V220H118ZM123 221V220H122ZM122 221H121V223H122ZM178 221H180V222H178ZM186 221V222H185ZM195 221H197V220H195ZM195 221H194V223L193 224H196L195 223ZM204 221H207L206 219H204ZM0 222V223H1ZM11 222V223H12ZM81 222V221H80ZM95 222H99V224H97V223H95ZM137 222V221H136ZM183 222V223H182ZM190 222H193V221H190ZM199 223H200V221H198ZM201 222H203V221H201ZM5 222H3V224H4ZM9 223V222H8ZM10 223V224H11ZM119 223H120V221H119ZM119 223H117V224H119ZM120 223V224H121ZM128 222H124V223H122V225H120V232L122 231V229L123 228H125V227H123V228H121L123 225L125 226V224H127ZM135 223V222H134ZM143 223V224H144ZM205 223H207V224H205V226H207V225H209L208 224V222H205ZM9 224V225H10ZM83 224H85V223H83ZM139 224L140 223H138V225L137 224H135V225H137V227L139 226ZM146 224V223H145ZM193 224H192V226H193ZM6 225V224H5ZM8 225V224H7ZM6 225V226H7ZM9 225L7 226V227H9ZM86 225V224H85ZM90 225V224H89ZM134 225V224H133ZM132 225V226H133ZM134 225V226H135ZM189 225V224H188ZM201 226H203L202 224H200ZM200 225H199V227L198 226H196V225H194V227L193 228H195V226H196V228H201L202 229V227H200ZM130 226V225H129ZM132 226H131V228H132ZM133 226V228H135ZM1 227H4L3 225H1ZM15 227V226H14ZM114 227H112V228H114ZM118 228H119V226H117ZM127 227V226H126ZM137 227H136V231H139V228L137 229ZM140 227V226H139ZM190 227V226H189ZM207 227H209V226H207ZM10 228L12 229V230H14L13 228H12V226H10ZM17 228V229H18ZM92 228V227H91ZM97 228V227H96ZM184 228V229H183ZM203 228H205L204 226H203ZM210 229H208V228H205L206 230L205 231H207V233L208 232H210V231H208V230H211V227H209ZM3 229V228H2ZM1 229V230H2ZM95 229V228H94ZM192 229V228H191ZM190 229V230H191ZM200 229V230H201ZM5 230V229H4ZM118 229H117V231H119ZM127 230H128V228H127ZM141 230V231H142ZM189 230V229H188ZM193 230H199V229H193ZM212 230H213V232H212V234L214 233V230L215 229H213L212 228ZM8 231V230H7ZM92 231V230H91ZM193 232L194 234H200V231L197 233V232ZM205 231L203 232V229L201 230V235H202V233H203V235L201 236L200 235V237L198 236V238H201V242L203 243L205 240H204V238L206 237L207 238V236L210 234H208L207 236H205L204 235V233H205ZM1 232V231H0ZM2 232H4V231H2ZM13 232V231H12ZM16 232V231H15ZM29 232H27V234L29 233ZM119 232V233H120ZM135 232V231H134ZM187 233L189 232V231H186ZM186 232L184 233L185 234V236H186ZM191 232V231H190ZM10 233H11V230H10ZM17 233V232H16ZM114 233H115V231H114ZM118 233V232H117ZM122 233V232H121ZM120 233V234H121ZM136 233H139V232H136ZM136 233L134 234V235H136ZM193 233L191 234L192 236H193ZM18 235H21V234H19V233H17ZM123 234V233H122ZM132 236H131V235ZM140 235H141V233H139ZM212 234H210L211 236V238H209V240L208 241H212V238L214 237H212ZM1 235V234H0ZM5 235V234H4ZM16 235V234H15ZM17 235V236H18ZM30 235V234H29ZM27 236V235H24V236H27L28 238H30V236H33L32 234L30 235V236ZM115 235V234H114ZM129 235L133 238L132 240H129L128 238H129ZM190 235V234H189ZM190 235V236H191ZM7 236H10V234L9 235H7ZM11 236H12V234H11ZM16 236V237H17ZM23 236V237H24ZM36 236V235H35ZM36 236V237H37ZM144 236V237H143ZM203 236H204V238H203ZM4 237H6V236H4ZM15 236H14V239L16 238ZM189 237V236H188ZM197 237V236H196ZM1 238V237H0ZM10 238V237H9ZM12 238V237H11ZM18 238V237H17ZM20 238V237H19ZM38 238V237H37ZM36 238V239H37ZM181 238H184V239H188V240H186V243L185 242H183V240L181 239ZM189 238H191V237H189ZM193 238H195V236L194 237H192V241H193ZM8 239V238H7ZM31 239H32V237H31ZM42 239V240H43ZM131 239V238H130ZM211 239V240H210ZM18 240V239H17ZM21 240V239H20ZM34 239H32V241H33ZM39 239H37V242H39L38 241ZM198 240V239H197ZM196 240V241H197ZM2 241V240H1ZM19 241V240H18ZM29 241V240H28ZM28 241H26L27 243H28ZM34 241H36V240H34ZM128 241H130V242H132V244H129V242ZM192 241H191V243H192ZM199 241V242H200ZM208 241H205V242H208ZM219 241V240H218ZM9 242V241H8ZM16 242V241H15ZM15 242H12L11 244H13V243H15ZM21 242H22V240H21ZM20 242V243H21ZM26 242H25V244H26ZM30 242H31V240H30ZM43 242V241H42ZM195 243L194 241H193V243H192V245L193 246H191V244H190V242H189V244L188 245H190L191 247H195L197 244L199 245V247H196L195 249H197V248H200V249H198V251L199 250H201L202 249V247H204V245L206 244L205 242V244L203 243ZM220 242H222V241H219L218 242V244L220 243ZM1 243V242H0ZM23 243V242H22ZM35 243V242H34ZM33 243V244H34ZM40 243V242H39ZM45 243V242H44ZM46 243L45 244H43V245H46ZM194 243H195V246H194ZM209 243H211V242H209ZM209 243H208V245H207V247L209 246L210 247V245H209ZM223 243V242H222ZM3 244H5V243H3ZM28 244H30V243H28ZM212 244V243H211ZM1 245H2V243H1ZM6 245V244H5ZM8 245V244H7ZM16 245H17V242H16ZM22 245V244H21ZM20 245V247H17V248H21L22 246ZM31 245V244H30ZM30 245H28V246H30ZM39 245V244H38ZM42 245V246H43ZM128 245H131V247H129ZM197 245V246H198ZM33 246V245H32ZM35 246V245H34ZM212 246V245H211ZM5 247V246H4ZM9 247V246H8ZM25 247H26V245H25ZM46 247V246H45ZM206 247V246H205ZM206 247V248H207ZM220 249L222 250V246H221V243H220ZM12 248H14V247H12ZM11 248V249H12ZM17 248H15L16 250H17ZM32 248H34V249H37V248H35V247H32ZM43 248V247H42ZM206 248H203V249H205V250H207L208 251V248L206 249ZM25 249V248H24ZM29 248H27V250H28ZM40 249V248H39ZM39 249H37L38 250V252H41L42 253V249L39 251ZM215 249V248H214ZM213 248L211 249H209L210 251L211 250H214ZM218 250L217 251V254L218 253H222V251L221 250ZM19 250V249H18ZM21 250V249H20ZM20 250H19V254H22V252H26V251H24L23 250V248H22V251H21V253H20ZM30 251H31V249H29ZM216 250V249H215ZM214 250V251H215ZM4 252H5V248H4V250H3ZM7 251V253L9 252V250L7 249L6 250ZM12 251V250H11ZM10 251V252H11ZM14 251V250H13ZM29 251V252H30ZM46 251V250H45ZM194 251V250H193ZM198 251H197V253L196 254H200L201 253V251H200V253H198ZM207 251L205 252L204 251V253L202 252L201 253V255L203 254H205V253H207ZM210 251H208V252H210ZM214 251H213V253L212 252H210V253H212V254H214ZM9 252V253H10ZM29 252H26V253H29ZM0 253H2L1 251H0ZM6 253V252H5ZM5 253H3L4 255H5ZM6 253V254H7ZM9 253L7 254V255H9ZM16 252H14V254H15ZM26 253H24V254H26ZM188 253V254H187ZM194 253V252H193ZM210 253H208L207 254V256L210 254ZM13 254V253H12ZM24 254H22V256L23 257H21V256H17L16 257V259L15 260H12V259H14V257L13 258H5V257H7V256H5V257H2V254H1V256H0V264H3V263H7V262H9V264H13V263H19L21 260L20 259H22V258H24ZM31 254V253H30ZM30 254L28 255V256H30ZM44 254V255H45ZM36 255L37 254H34V252H33V256L34 257H28V259H26V263L27 264H29V263H35V262H39V260H38V256H39V254H38V256L36 257ZM43 255V256H44ZM185 255H187V258H185L184 256ZM192 255V254H191ZM10 256V255H9ZM14 256V255H13ZM16 256V255H15ZM32 256V255H31ZM40 256H41V254H40ZM39 256V257H40ZM43 256H41V257H43ZM216 256V255H215ZM219 256H222V255H219ZM26 257V256H25ZM196 257H198V255L196 256ZM209 257L211 258V255H209ZM198 258H200V257H198ZM204 258V257H203ZM208 258V257H207ZM218 258L220 259L221 257H218V255H217V257L216 258H214V259H217L218 260ZM186 259V260H185ZM190 259H191V256H190ZM196 260H197V258H195ZM194 259V257H193V260H195ZM205 259H206V255H205ZM222 259V260H221ZM220 260H221V262L222 261H224L223 260V258H221ZM193 260H191V261H193ZM208 260V259H207ZM206 260V261H207ZM216 260V261H217ZM23 261V260H22ZM190 261V260H189ZM201 261L203 262V260L201 259ZM209 261H211L210 259H209ZM24 262V261H23ZM43 262H40L41 264L43 263ZM194 262H196V261H194ZM25 263V262H24ZM40 263H38V264H40ZM193 263V262H192ZM196 263H198V262H196ZM200 263V262H199ZM207 263H208V261H207ZM193 264H195V263H193ZM206 264V263H205Z\"/></svg>", "mask_w": 264, "mask_h": 264}]
</instances>
